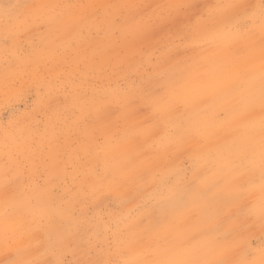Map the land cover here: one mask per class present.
<instances>
[{
	"label": "rangeland",
	"instance_id": "obj_1",
	"mask_svg": "<svg viewBox=\"0 0 264 264\" xmlns=\"http://www.w3.org/2000/svg\"><path fill=\"white\" fill-rule=\"evenodd\" d=\"M68 1L0 0V264H264L259 0Z\"/></svg>",
	"mask_w": 264,
	"mask_h": 264
},
{
	"label": "bare ground",
	"instance_id": "obj_2",
	"mask_svg": "<svg viewBox=\"0 0 264 264\" xmlns=\"http://www.w3.org/2000/svg\"><path fill=\"white\" fill-rule=\"evenodd\" d=\"M18 1H19V0H18ZM67 1H68V0H67ZM102 1H103V0H102ZM14 2H15V1H14ZM20 2H21V1H20ZM68 2H69V1H68ZM34 3H36V2H34ZM0 4H2V3H0ZM12 4H13V3H12ZM37 4H38V3H37ZM37 4H35V5H37ZM149 5H150V4H149ZM152 5H153V4H152ZM38 6H40V5H38ZM48 7H49V6H48ZM53 7H54V6H53ZM101 7H102V5H101ZM105 7H106V6H105ZM32 8H33V7H32ZM98 8H99V7H98ZM47 9H48V8H47ZM92 11H93V10H92ZM11 12H12V11H11ZM74 12H75V11H74ZM75 13H77V11H76ZM5 14H6V13H5ZM87 14H88V13H87ZM0 16H2V15H0ZM90 16H91V15H90ZM93 16H94V15H93ZM80 17H81V16H80ZM76 18H77V17H76ZM233 18H234V17H233ZM87 20H88V19H87ZM90 20H91V19H90ZM63 21H64V20H63ZM66 21H67V20H66ZM76 21H77V20H76ZM81 21H82V20H81ZM74 22H75V21H74ZM89 22H90V21H89ZM80 23H81V22H80ZM75 25H76V24H75ZM61 26H62V25H61ZM80 26H81V25H80ZM75 27H76V26H75ZM221 27H222V25H221ZM79 28H80V27H79ZM33 29H34V28H33ZM33 29H32V30H33ZM69 29H70V28H69ZM183 29H184V28H183ZM259 30H260V28H259ZM70 31H72V30L70 29ZM259 35H260V34H259ZM262 35L264 36V33H263ZM72 36H73V35H72ZM260 36H261V35H260ZM237 38H238V37H237ZM61 39H62V38H61ZM242 40H243V39H242ZM94 41H95V40H94ZM221 41H222V40H221ZM240 42H241V41H240ZM216 44H217V43H216ZM242 44H243V43H242ZM238 45H239V44H238ZM218 46H219V45H218ZM49 47H50V45H49ZM223 47H224V46H223ZM235 47H236V46H235ZM217 49H218V48H217ZM223 50H224V49H223ZM52 51H53V50H52ZM221 54H222V53H221ZM51 55H52V54H51ZM136 57H137V56H136ZM243 58H244V57H243ZM246 58H247V57H246ZM240 61H241V60H240ZM242 61H243V60H242ZM250 61H251V60H250ZM242 63H243V62H242ZM248 63H249V62H248ZM257 63H258V62H257ZM242 65H243V64H242ZM246 65H247V64H246ZM246 65H245V66H246ZM249 65H250V64H249ZM204 67H205V66H204ZM162 68H163V67H162ZM202 68H203V67H202ZM213 70H214V69H213ZM198 71H199V70H198ZM201 71H203V70H201ZM205 71H206V70H205ZM207 71H208V70H207ZM214 71H215V70H214ZM197 74H198V73H197ZM204 74H205V72L203 73V75H204ZM234 75H235V74H234ZM255 76H256V75L252 76V78H254ZM190 77H191V76H190ZM190 77H186V78H190ZM203 77H205V76H203ZM233 77H234V76H233ZM152 78H153V77H152ZM154 78H155V77H154ZM212 78H213V77H212ZM230 78H231V77H230ZM155 79H157V77H156ZM226 79H227V78H226ZM228 79H229V78H228ZM186 80H187V79H185V81H186ZM188 80H189V79H188ZM231 80H232V79H231ZM231 80L229 79L230 82H231ZM155 81H157V80H155ZM226 81L228 82V80H226ZM151 82H152V81H151ZM230 82H229V83H230ZM232 82H234V81H232ZM152 83H155V82H152ZM146 84H147V83H146ZM224 84H225V83H224ZM233 84H234V83H233ZM156 85H157V83H156ZM156 85H155V86H156ZM186 85H187V84H186ZM230 85H231V84H230ZM235 85H236V84H235ZM153 86H154V85H153ZM192 86H193V85H192ZM261 86H262V83H261V84H260V83H257V85L254 84V85L252 86V88H253L254 91H252V92H259ZM142 88H143V86H142ZM149 89H150V88H149ZM157 89H158V88H157ZM230 89H231V88H230ZM134 90L136 91V89H134ZM137 90H138V89H137ZM143 90H144V89H143ZM147 90H148V88H147ZM95 91H96V90H95ZM100 91H101V90H100ZM104 91H105V89H104ZM108 91H109V90H108ZM140 91H141V90H140ZM149 91H150V90H149ZM153 91H154V89H153ZM153 91H152V92H153ZM155 91H156V90H155ZM93 92H94V91H93ZM121 92H122V91H121ZM125 92H127V91H125ZM150 92H151V91H150ZM160 92H161V91H160ZM94 93H95V92H94ZM94 93H93V94H94ZM109 93H110V92H109ZM135 93H136V92H135ZM234 93H235V92H234ZM234 93H233V94H234ZM114 94H116V93H114ZM117 94H118V93H117ZM119 94H120V93H119ZM124 94H125V93H124ZM129 94H131V92H130ZM139 94H140V93H139ZM141 94H142V93H141ZM186 94H187V93H186ZM208 94H209V93H208ZM215 94H216V93H215ZM215 94H214V95H215ZM101 95H103V94H100V96H101ZM108 95H109V94H108ZM127 95H128V94H127ZM132 95H133V92H132ZM135 95H138V94H135ZM201 95H202V94H201ZM214 95H213V96H214ZM218 95H219V94H218ZM240 95H241V94L239 93V96H240ZM80 96H81V95H80ZM80 96H78V97H80ZM87 96H88V95H87ZM94 96H95V94H94ZM98 96H99V95H98ZM117 96H118V95H117ZM117 96H116V98H117ZM128 96H130V95H128ZM128 96H127V97H128ZM138 96H139V95H138ZM211 96H212V95H211ZM215 96H216V95H215ZM71 97H73V95H72ZM88 97H89V96H88ZM106 97H107V96H106ZM106 97H104V98H106ZM110 97H111V96H110ZM112 97H114V95H113ZM112 97H111V98H112ZM125 97H126V95H125ZM127 97H126V98H127ZM130 97H132V96H130ZM230 97H231V96H230ZM90 98H91V97H90ZM99 98H100V97L93 98V99H99ZM107 98H108V97H107ZM111 98H110V99H111ZM126 98H125V99H126ZM139 98H140V97H139ZM212 98H213V97H212ZM110 99H109V101H110ZM125 99H124V100H125ZM131 99H133V98H131ZM137 99H138V98H137ZM199 99H200V98H199ZM199 99H198V100H199ZM203 99H204V98H203ZM77 100H78V98H77ZM85 100H86V99H85ZM88 100H89V99H88ZM112 100H113V99H112ZM118 100H119V99H118ZM126 100H127V99H126ZM141 100H142V99H141ZM164 100H165V99H164ZM209 100H211V99H209ZM209 100H208V103H209ZM212 100H213V99H212ZM75 101H76V99H75ZM109 101H108V102H109ZM130 101H131V100H130ZM142 101H143V100H142ZM67 102H68V100H67ZM139 102H141V101L139 100ZM235 102H236V101H235ZM235 102H234V103H235ZM255 102H256V101H255ZM88 103H89V102H88ZM112 103H113V101H112ZM119 103H120V102H119ZM121 103H122V102H121ZM127 103H128V101H127ZM200 103H201V102H200ZM204 103H205V102H204ZM208 103H207V104H208ZM69 104H70V103H69ZM69 104H68V105H69ZM82 104H83V103H82ZM91 104H92V103H91ZM93 104H94V103H93ZM107 104H108V103H107ZM117 104H118V103H117ZM130 104H131V103H130ZM144 104H145V103H144ZM147 104H148V103H147ZM232 104H233V103H232ZM238 104H239V103H238ZM241 104H242V103H241ZM52 105H53V104H52ZM76 105H77V102H76ZM85 105H86V102H85ZM98 105H99V104H98ZM111 105H112V104H111ZM140 105H141V104H140ZM234 105H235V104H234ZM239 105H240V104H239ZM90 106H91V105H90ZM92 106H93V105H92ZM100 106L102 107V104H101ZM107 106H108V105H107ZM142 106H143V104H142ZM244 106H245V105H244ZM250 106H251V105H250ZM45 107H46V106H45ZM53 107H54V106H53ZM73 107H74V106H73ZM79 107H80V106H79ZM98 107H99V106H98ZM110 107H111V106H109V108H110ZM151 107H152V106H151ZM233 107H234V106H233ZM235 107H236V106H235ZM248 107H249V106H248ZM258 107H259V106H258ZM51 108H52V107H51ZM239 108H240V107H239ZM46 109H47V108H46ZM56 109H57V108H56ZM74 109H75V108H74ZM74 109H73V110H74ZM85 109H87V108H85ZM98 109H99V108H98ZM51 110H52V109H51ZM87 110H88V109H87ZM101 110H102V108H101ZM108 110H109V109H107V111H108ZM176 110H177V109H176ZM180 110H181V109H180ZM47 111H50V110L47 109ZM74 111H75V110H74ZM90 111H91V110H90ZM90 111H88V113H89ZM96 111H97V109H96ZM103 111H105V109H104ZM123 111H124V110H123ZM132 111H133V110H132ZM243 111H245V110H243ZM50 112H51V111H50ZM124 112H126V111H124ZM95 113H96V112H95ZM97 113H98V112H97ZM97 113H96V114H97ZM102 113H103V112H101V114H102ZM109 113H110V110H109ZM111 113H112V112H111ZM132 113H133V112H132ZM132 113H131V114H132ZM255 113H256V112H255ZM126 114H127V113H126ZM126 114H125V115H126ZM50 115H51V113H50ZM59 115H60V114H59ZM98 115H99V113H98ZM156 115H157V114H156ZM219 115H220V114H219ZM91 116H92V115H91ZM101 116H102V115H101ZM126 116H127V115H126ZM257 116H258V115H257ZM261 116H262V115H261ZM150 117H151V116H150ZM150 117H148V118H150ZM53 118H54V117H53ZM53 118H52V119H53ZM93 118H94V116H93ZM109 118H111V115H110ZM153 118H154V117H153ZM101 119H102V118H101ZM107 119H108V117H107ZM112 119H115V118L113 117ZM49 120H50V119H49ZM98 120H100V119H98ZM102 120H103V119H102ZM102 120H101V121H102ZM105 120H106V119H105ZM105 120H104V121H105ZM133 120H134V119H133ZM136 120H137V118H136ZM138 120H139V119H138ZM152 120H153V119H152ZM156 120H157V119H156ZM159 120H160V119H159ZM47 121H48V120H47ZM50 121H51V120H50ZM55 121H56V119H55ZM90 121H91V120H90ZM118 121H119V120H118ZM53 122H54V121H53ZM53 122H51V123L53 124ZM56 122H57V121H56ZM108 122H109V121H108ZM149 122H151V120H150ZM161 122H162V121H161ZM261 122H262V121H261ZM48 123H49V121H48ZM54 123H55V122H54ZM98 123H99V121H98ZM98 123H97V125H98ZM105 123H106V122H105ZM134 123H135V121H134ZM61 124H62V123H61ZM93 124H94V123H93ZM159 124H160V123H159ZM54 125H55V124H54ZM56 125H57V124H56ZM58 125H60V124L58 123ZM94 125H95V124H94ZM99 125H100V124H99ZM101 125H102V124H101ZM110 125H111V124H110ZM110 125H107V126H110ZM112 125H115V124L113 123V121H112ZM154 125H155V123H154ZM164 125H165V124H164ZM164 125H163V126H164ZM60 126H61V125H60ZM62 126H63V125H62ZM160 126H161V125H160ZM163 126H162V127H163ZM53 127H54V126H53ZM63 127H64V126H63ZM95 127H96V126H95ZM101 127H102V126H100V128H101ZM112 127H113V126H112ZM89 128H90V127H89ZM98 128H99V127H98ZM98 128H97V129H98ZM110 128H111V127H110ZM113 128H114V127H113ZM119 128H121V127H119ZM153 128H154V127H153ZM21 129H22V128H21ZM107 129H108V128H107ZM122 129H123V128H122ZM56 130H57V129H56ZM193 130H194V129H193ZM210 130H211V128H210ZM239 130H240V129H239ZM23 131H24V133L26 132V130H23ZM164 131H165V130H164ZM234 131H235V130H234ZM241 131H242V130H241ZM41 132H42V131H41ZM44 132H45V131H44ZM64 132H65V131H64ZM87 132H88V131H87ZM90 132H91V131H90ZM90 132H89V133H90ZM0 133H1V132H0ZM38 133H40V132H38ZM42 133H43V132H42ZM82 133H83V132H82ZM85 133H86V132H84V134H85ZM111 133H112V132H111ZM111 133H110V134H111ZM117 133H118V132H117ZM163 133H164V132H163ZM163 133H161V134H163ZM192 133H193V131H192ZM196 133H197V132H196ZM233 133H234V132H233ZM238 133H242V132H238ZM238 133H236V134H238ZM30 134H31V133H30ZM32 134H33V133H32ZM60 134H62V133H60ZM93 134H94V133H93ZM157 134L159 135V132H158ZM231 134H232V133H231ZM236 134H235V135H236ZM47 135H48V134H47ZM87 135H88V134H87ZM116 135H117V134H116ZM119 135H120V134H119ZM151 135H152V134H151ZM191 135H192V134H191ZM220 135H221V134H220ZM235 135H234V136H235ZM2 136H3V135H2ZM2 136H0V138H1ZM24 136H25V135H24ZM90 136H92V134H91ZM120 136H121V135H120ZM120 136H119V137H120ZM138 136H139V135H138ZM192 136H193V135H192ZM31 137H32V136H31ZM52 137H53V136H52ZM85 137H86V136H85ZM114 137H115V136H114ZM116 137H117V136H116ZM121 137H122V136H121ZM145 137H146V136H145ZM153 137H154V136H153ZM153 137H152V138H153ZM231 137H232V136H231ZM4 138H5V136H4ZM4 138H3V140H4ZM90 138H91V137H90ZM93 138H94V137H93ZM95 138H96V137H95ZM112 138H113V137H112ZM142 138H144V137H142ZM189 138H190V137H189ZM1 139H2V138H1ZM26 139H27V138H26ZM121 139H122V138H121ZM148 139H149V137H148ZM150 139H151V138H150ZM194 139H195V136H194ZM226 139H227V138H226ZM34 140H35V139H34ZM36 140H37V139H36ZM117 140H118V139H117ZM130 140H131V139H130ZM144 140H145V139H144ZM154 140H155V139H153V142H154ZM145 141H147V140H145ZM150 141H151V140H150ZM189 141H190V139H189ZM6 142H7V141H6ZM55 142H56V140H55ZM88 142H89V140H88ZM88 142H87V144H88ZM96 142H97V140H96ZM137 142H138V141H137ZM0 143H1V146H3V145H2V140H1ZM3 143H4V141H3ZM27 143H28V141H27ZM97 143H98V142H97ZM139 143H140V141H139ZM193 143H194V141H193ZM227 143H228V142H227ZM50 144H51V142H50ZM151 144H152V143H151ZM155 144H156V143H155ZM176 144H177V143H176ZM95 145H96V144H95ZM97 145H98V144H97ZM149 145H150V144H149ZM171 145H172V144H171ZM34 146H35V145H34ZM87 146H88V145H87ZM142 146H144V145H142ZM150 146H151V145H150ZM6 147H7V146H6ZM90 147H92V146H90ZM94 147H95V146H94ZM154 147H155V145H154ZM258 147H259V146H258ZM139 148H140V147H139ZM145 148H146V146H145ZM151 148H152V147H151ZM162 148H163V147H162ZM192 148H193V147H192ZM256 148H257V147H256ZM54 149H55V148H54ZM89 149H90V148H89ZM91 149H92V148H91ZM153 149H154V148H153ZM170 149H171V148H170ZM252 149H253V148H252ZM257 149H258V148H257ZM5 150H6V149H5ZM26 150H27V149H26ZM146 150H147V149H146ZM158 150H159V149H158ZM168 150H169V149H168ZM173 150H174V149H173ZM184 150H185V149H184ZM190 150H191V149H190ZM192 150H193V149H192ZM90 151H91V150H90ZM154 151H155V150H154ZM152 152H153V151H152ZM164 152H165V151H164ZM89 153H90V152H89ZM153 153L155 154L156 152H153ZM153 153H152V154H153ZM170 153H171V152H170ZM233 153H234V152H233ZM2 154H3V153H2ZM157 154H158V153H157ZM168 154H169V153H168ZM176 154H177V153H176ZM222 154H223V153H222ZM0 155H1V154H0ZM92 155H93V153H92ZM95 155H96V154H95ZM97 156H98V158H99L98 153H97ZM156 156H157V155H156ZM158 156H159V155H158ZM239 156H240V155H239ZM5 157H6V155H5ZM88 157H89V156H88ZM90 157H91V154H90ZM169 157H170V155H169ZM171 157H173L172 154H171ZM100 158H101V157H100ZM153 158H154V157H153ZM163 158H164V157H163ZM175 158H176V156H175ZM175 158H174V160H175ZM91 159L93 160L92 157H91ZM95 159H96V158H95ZM10 160H11V159H10ZM89 160H90V159H89ZM157 160H158V159H157ZM8 161H9V160H8ZM160 161H161V160H160ZM168 161H169V160H168ZM191 161H192V160H191ZM90 162H92V161L90 160ZM158 162H159V161H158ZM210 162H211V161H210ZM217 162H218V161H217ZM247 162H248V161H247ZM247 162H245V163H247ZM53 163H54V161H53ZM93 163H94V162H93ZM98 163H100V161H99ZM98 163H97V165H98ZM160 163H161V162H160ZM164 163H165V162H164ZM164 163H163V166L165 165ZM197 163H198V162H197ZM224 163H225V162H224ZM193 164H194V163H193ZM201 164H202V163H201ZM215 164H216V163H215ZM243 164H244V163H243ZM95 165H96V164H95ZM100 165H101V164H100ZM177 165H178V164H177ZM205 165H206V164H205ZM209 165H210V164H209ZM2 166H3V165H2ZM2 166H1V167H2ZM157 166H158V165H157ZM207 166H208V164H207ZM214 166H215V165H214ZM230 166H231V165H230ZM198 167H199V166H198ZM198 167H197V169H198ZM203 167H205V166H203ZM211 167H212V166H211ZM217 167H218V166H217ZM220 167H221V166H220ZM223 167H224V166H223ZM223 167H222V168H223ZM248 167H249V165H248ZM157 168L159 169V167H157ZM200 168H201V167H200ZM215 168H216V167H215ZM225 168H226V166H225ZM240 168H241V167H240ZM242 168H243V167H242ZM246 168H247V167H246ZM2 169H3V168H2ZM93 169H94V168H93ZM154 169H155V167H154ZM208 169H209V168H208ZM238 169H239V167H238ZM247 169H248V168H247ZM94 170H95V169H94ZM100 170H101V169H100ZM199 170H200V169H199ZM244 170H245V168H244ZM3 171H4V170H3ZM7 171H8V170H7ZM84 171H85V170H84ZM96 171H98V168L96 169ZM103 171H104V170H103ZM109 171H110V170H107V169L105 168V173L109 174ZM157 171H158V170H157ZM194 171L196 172V170H194ZM200 171H201V170H200ZM205 171H206V170H205ZM233 171H234V169H233ZM233 171H232V172H233ZM242 171H243V170H242ZM242 171H241V172H242ZM152 172H153V171H152ZM154 172H155V170H154ZM230 172H231V171H230ZM234 172H235V171H234ZM236 172H237V171H236ZM248 172H249V171H248ZM13 173H14V172H13ZM83 173H84V172H83ZM148 173H149V172H148ZM210 173H211V172H210ZM213 173H214V172H213ZM215 173H216V172H215ZM215 173H214V174H215ZM255 173H256V172H255ZM11 174H12V173H11ZM103 174H104V173H103ZM233 174H234V173H233ZM12 175H13V174H12ZM84 175H85V173H84ZM89 175H90V174H89ZM95 175H96V174H95ZM148 175H149V174H148ZM190 175H191V174H190ZM193 175H194V174H193ZM217 175H218V174H217ZM217 175H216V176H217ZM220 175H221V174H220ZM246 176H247V175H246ZM99 177H100V176H99ZM195 177H196V176H195ZM199 177H200V176H199ZM202 177H203V176H202ZM202 177H201V180H202ZM222 177H223V176H222ZM244 177H245V176H244ZM14 178H15V177H14ZM97 178H98V177H97ZM203 178H204V177H203ZM229 178H230V177H229ZM245 178H246V177H245ZM251 178H252V177H251ZM12 179H13V178H12ZM16 179H17V177H16ZM88 179H89V178H88ZM190 179H191V178H190ZM222 179H223V178H222ZM227 179H228V178H227ZM249 179H250V178H249ZM261 179H262V178H261ZM263 179H264V178H263ZM9 180H10V179H9ZM81 180H83V178H82ZM97 180H98V179H97ZM97 180H95V181H97ZM195 180H196V179H195ZM198 180H199V179H198ZM244 180H245V179H244ZM84 181H85V180H84ZM98 181H100V180H98ZM220 181H221V183H222V180H219V182H220ZM256 181H257V180H256ZM263 181H264V180H263ZM14 182H15V181H14ZM17 182H18V180H17ZM90 182H91V181H90ZM158 182H159V181H158ZM260 182H261V181H260ZM11 183H12V182H10V185H11ZM95 183H96V182H95ZM97 183H99V182H97ZM187 183H188V182H187ZM206 183H207V182H206ZM206 183H205V184H206ZM226 183H227V181H226ZM248 183H249V182H248ZM261 183H262V182H261ZM18 184H19V182H18ZM18 184H17V185H18ZM89 184H90V183H89ZM157 184H158V183H157ZM191 184L193 185V183H191ZM200 184H201V183H200ZM202 184H204V183H202ZM202 184H201V185H202ZM86 185H87V184H86ZM86 185H84V186H86ZM146 185H147V184H146ZM194 185H195V184H194ZM218 185H219V184H218ZM223 185H224V184H223ZM241 185H242V184H241ZM262 185H263V184H262ZM0 186H1V184H0ZM46 186H48V185H46ZM125 186H126V185H125ZM189 186H190V185H189ZM195 187H198V186L196 185ZM195 187H194V188H195ZM252 187H253V186H252ZM256 187H257V186H256ZM262 187H263V186H262ZM2 188H3V187H2ZM2 188H1V190H0L1 192L4 190V188H3V190H2ZM44 188H45V187H44ZM48 188H49V187H48ZM82 188H83V187H82ZM104 188H105V187H104ZM106 188H107V187H106ZM191 188H193V187H191ZM201 188L203 189V187H201ZM210 188H211V187H210ZM241 188H242V187H241ZM245 188H246V187H245ZM9 189H10V187H9ZM13 189H14V188H13ZM20 189H21V188H20ZM197 189H198V188H197ZM205 189H206V188H205ZM207 189H208V188H207ZM252 189H253V188H252ZM252 189H251V190H252ZM255 189H256V188H255ZM46 190H47V188H46ZM48 190H49V189H48ZM48 190H47V191H48ZM85 190H86V189H85ZM101 190H102V189H101ZM162 190H163V189H162ZM187 190H189V189L187 188ZM209 190H210V189H209ZM240 190L242 191V189H240ZM17 191H18V189H17ZM61 191H62V190H61ZM63 191H65V190H63ZM73 191H74V190H73ZM76 191H77V190H76ZM76 191H75V192H76ZM87 191H88V190H87ZM99 191H100V190H99ZM119 191H120V190H119ZM202 191H204V190H202ZM252 191H253V190H252ZM258 191H259V190H258ZM65 192H66V191H65ZM71 192H72V191H71ZM71 192H70V193H71ZM85 192H86V191H85ZM183 192H184V190H183ZM186 192H187V191H186ZM188 192H190V191H188ZM196 192H197V191H196ZM198 192H199V191H198ZM207 192H208V191H207ZM210 192H211V191H210ZM218 192H219V191H218ZM249 192H250V191H249ZM66 193H68V195H69V192H66ZM81 193H82V192H81ZM88 193H89V192H88ZM127 193H128V191H127ZM157 193H158V192H157ZM184 193H185V192H184ZM203 193H204V192H203ZM22 194H23V193H22ZM24 194H25V193H24ZM85 194H86V193H85ZM96 194H97V192H96ZM101 194H102V193H101ZM111 194H114V192L111 193ZM111 194H110V195H111ZM130 194H131V193H130ZM187 194H188V193H187ZM191 194H192V193H191ZM195 194H196V193H195ZM195 194H193V195H195ZM221 194H222V193H221V191H220L219 195H221ZM231 194H232V193H231ZM57 195H58V194H57ZM83 195H84V194H83ZM102 195H103V194H102ZM110 195H109V196H110ZM201 195H202V193H201ZM242 195H243V194H242ZM6 196H7V195H6ZM63 196H66V195H63ZM73 196H75V195H73ZM79 196H80V194H79ZM79 196H78V197H79ZM116 196H117V195H116ZM252 196H253V195H252ZM14 197H15V196H14ZM78 197H77V198H78ZM105 197H106V196H105ZM124 197H125V196H124ZM254 197H255V196H254ZM0 198H2V196H0ZM3 198H4V197H3ZM5 198H6V197H5ZM9 198H10V197H9ZM67 198H68V197H67ZM72 198H73V197H72ZM77 198H76V196H75V199H77ZM99 198H100V197H99ZM101 198H102V197H101ZM219 198H220V197H219ZM256 198H258V197H256ZM12 199H13V198H12ZM14 199H15V198H14ZM79 199H80V198H79ZM93 199H94V198H93ZM97 199H98V198H97ZM124 199H125V198H124ZM129 199H130V198H129ZM136 199H137V198H136ZM203 199H204V198H203ZM203 199H202V200H203ZM224 199H225V197H224ZM234 199H235V198H234ZM258 199H259V198H258ZM7 200H9V199L7 198ZM15 200H16V199H15ZM81 200H82V199H80V201H81ZM95 200H96V199H95ZM164 200H165V199H164ZM197 200H198V199H197ZM202 200H201V201H202ZM225 200H226V199H225ZM243 200H244V199H243ZM255 200H256V199H255ZM263 200H264V199H263ZM20 201H22V200H20ZM83 201H84V200H83ZM92 201H93V200H92ZM99 201H100V200H99ZM138 201H139V200H138ZM168 201H169V200H168ZM215 201H216V200H215ZM234 201H235V200H234ZM261 201H262V200H260V202H261ZM0 202H1V200H0ZM81 202H82V201H81ZM85 202H87V201H85ZM103 202H104V201H103ZM131 202H132V201H131ZM135 202H136V201H135ZM163 202H164V201H163ZM163 202H162V203H163ZM232 202H233V201H232ZM240 202H241V201H240ZM253 202H254V201H253ZM257 202H258V201H257ZM20 203H21V202H20ZM182 203H183V202H182ZM222 203H223V202H222ZM79 204H80V203H79ZM79 204H78V205H79ZM82 204H83V203H82ZM82 204H81V205H82ZM101 204H102V203H101ZM101 204H100V205H101ZM135 204H136V203H135ZM220 204H221V203H220ZM224 204H225V203H224ZM0 205H2V203H0ZM162 205H163V204H162ZM218 205H219V204H218ZM225 205H227V204H225ZM235 205H236V204H235ZM252 205H253V204H252ZM260 205H261V204H260ZM263 205H264V204H263ZM24 206H25V205H24ZM28 206H29V205H28ZM95 206H96V205H95ZM98 206H99V205H98ZM132 206H134V205H132ZM198 206H199V205H198ZM18 207H19V206H18ZM81 207H83V206H81ZM91 207H92V206H91ZM96 207H97V206H96ZM162 207H163V206H162ZM199 207H200V206H199ZM219 207H221V206H219ZM224 207H225V206H224ZM233 207H234V205H233ZM245 207H246V206H245ZM0 208H2V207H0ZM127 208H128V207H127ZM129 208H130V207H129ZM134 208H135V207H134ZM222 208H223V207H222ZM8 209H9V208H8ZM94 209H95V208H94ZM138 209H139V208H138ZM159 209H160V208H159ZM198 209H199V208H198ZM210 209H211V208H210ZM224 209H225V208H224ZM240 209H241V208H240ZM6 210H7V209H6ZM130 210H131V209H130ZM161 210H162V209H161ZM225 210H226V209H225ZM162 211H163V210H162ZM190 212H191V211H190ZM226 212H227V211H226ZM234 212H236V211H234ZM44 213H45V212H44ZM91 213H92V212H91ZM127 213H128V210H127ZM156 213H158V212H156ZM166 213H167V210H166ZM198 213H199V212H198ZM217 213H218V212H217ZM253 213H254V212H253ZM226 214H227V213H226ZM150 215H151V214H150ZM157 215H158V214H157ZM166 215H167V214H166ZM166 215H165V216H166ZM196 215H197V214H196ZM43 216H45V215H43ZM152 216H153V214H152ZM12 217H13V216H12ZM12 217H11V220H12ZM15 217H16V216H15ZM25 217H26V216H25ZM134 217H135V216H134ZM159 217H160V215H159ZM192 217H194V216H192ZM13 218H14V217H13ZM45 218H46V217H45ZM205 218H206V217H205ZM220 218H221V217H220ZM224 218H225V217H224ZM89 219H90V218H89ZM126 219H128V217H127ZM146 219H147V218H146ZM201 219H203V218H201ZM207 219H208V218H207ZM250 219H251V218H250ZM11 220H9V221H11ZM147 220H148V219H147ZM156 220H157V219H156ZM168 220H169V219H168ZM13 221H14V220H12V222H13ZM17 221H20V220H18V218H17ZM157 221H158V220H157ZM174 221H175V220H174ZM185 221H186V220H185ZM193 221H194V220H193ZM89 222H90V221H89ZM94 222H95V221H94ZM145 222H146V221H145ZM153 222H154V221H153ZM168 222H169V221H168ZM259 222H260V221H259ZM33 223H34V222H33ZM78 223H81V222H78ZM84 223H85V222H84ZM162 223H163V222H162ZM170 223H171V222H170ZM190 223H191V222H190ZM16 224H18V223H16ZM61 224H62V223H61ZM86 224H87V222H86ZM143 224H144V223H143ZM146 224H147V223H146ZM186 224H188V223H186ZM50 225H51V223H50ZM52 225H53V224H52ZM63 225H64V223H63ZM76 225H77V224H76ZM82 225H83V224H82ZM133 225H134V224H133ZM157 225L159 226V224H157ZM27 226H28V225H27ZM56 226H57V224H56ZM69 226H71V225H69ZM79 226H80V225H79ZM152 226H153V225H152ZM51 227H52V226H51ZM63 227H64V226H63ZM67 227H68V226H67ZM71 227H72V226H71ZM87 227H88V226H87ZM87 227H86V228H87ZM93 227H94V226H93ZM139 227H140V226H139ZM150 227H151V226H150ZM161 227H162V226H161ZM161 227H160V228H161ZM258 227H259V226H258ZM258 227H257V228H258ZM24 228H25V227H24ZM24 228H23V229H24ZM58 228H59V226H58ZM58 228H57V229H58ZM98 228H99V227H98ZM136 228H137V227H136ZM142 228H143V227H142ZM152 228H153V227H152ZM204 228H205V227H204ZM212 228H213V227H212ZM214 228H215V227H214ZM50 229H51V228H50ZM54 229H55V228H54ZM57 229H56V230H57ZM61 229H62V228H61ZM61 229H60V230H61ZM131 229H132V228H131ZM154 229H155V228H154ZM156 229H157V228H156ZM156 229H155V230H156ZM206 229H208V228H206ZM206 229H205V230H206ZM224 229H225V228H224ZM96 230H97V229H96ZM96 230H95V231H96ZM139 230H140V229H139ZM162 230H163V229H162ZM162 230H161V231H162ZM208 230L210 231V227H209ZM212 230H213V229H212ZM216 230H217V229H216ZM98 231H99V230H98ZM142 231H143V230H142ZM156 231H157V230H156ZM168 231H169V230H168ZM203 231H204V230H203ZM213 231H214V230H213ZM213 231H212V232H213ZM231 231H232V230H231ZM99 232H101V231H99ZM102 232H103V231H102ZM102 232H101V233H102ZM205 232H206V231H205ZM220 232H221V231H220ZM132 233H133V231H132ZM155 233H156V232H155ZM159 233H160V232H159ZM202 233H203V232H202ZM202 233H201V234H202ZM213 233H214V232H213ZM59 234H60V233H59ZM64 234H65V233H64ZM97 234H98V232H97ZM156 234H157V233H156ZM156 234H155V235H156ZM162 234H163V233H162ZM196 234H197V233H196ZM207 234H208V233H207ZM72 235H74V234H72ZM81 235H82V234H81ZM88 235H89V234H88ZM141 235H142V234H141ZM146 235H147V234H146ZM166 235H167V234H166ZM204 235H205V234H204ZM208 235H209V234H208ZM29 236H30V234H29ZM66 236H68V235H65V237H66ZM172 236H173V235H172ZM201 236H202V235H201ZM19 237H20V236H19ZM30 237H31V236H30ZM61 237H62V236H61ZM65 237H64V238H65ZM69 237H72V236L70 235ZM164 237H165V235H164ZM23 238H24V237H23ZM23 238H22V240H23ZM26 238H27V237H26ZM28 238H29V237H28ZM75 238H76V237H75ZM89 238H90V237H89ZM154 238H155V236H154ZM158 238H160V237L158 236ZM193 238H194V237H193ZM210 238H211V237H210ZM29 239H30V238H29ZM29 239H28V240H29ZM61 239H62V238H61ZM97 239H98V237H97ZM168 239H169V238H168ZM64 240H65V239H64ZM66 240H67V239H66ZM68 240H69V239H68ZM76 240H77V239H76ZM100 240H102V237H101ZM157 240H158V239H157ZM171 240H173V239H171ZM171 240H170V242H171ZM188 240H189V238H188ZM214 240H215V239H214ZM26 241H27V240H26ZM70 241H71V240H70ZM77 241H78V240H77ZM79 242H80V241H79ZM156 242H158V241H156ZM168 242H169V241H168ZM25 243H26V242H25ZM31 243H32V242H31ZM31 243H29V244H31ZM76 243H77V242H76ZM102 243H103V242H102ZM128 243H130V242H128ZM160 243H161V242H160ZM185 243H186V242H185ZM188 243H189V242H188ZM21 244H22V242H21ZM162 244H163V243H162ZM176 244H177V243H176ZM67 245H69V244H67ZM75 245H76V244H75ZM178 245H179V244H178ZM206 245H207V244H206ZM69 246H70V245H69ZM78 246H79V245H78ZM155 246H156V245H155ZM246 246H247V245H246ZM246 246H245V247H246ZM67 247H68V246H67ZM86 247H87V246H86ZM125 247H126V246H125ZM164 247H165V246H164ZM167 247H168V246H167ZM68 249H69V248H68ZM199 249H200V248H199ZM240 249H242V248H240ZM87 250H88V249H87ZM131 250H132V249H131ZM138 250H139V249H138ZM153 250H154V249H153ZM202 250H203V249H202ZM157 252H158V251H157ZM248 252H249V251H248ZM157 254H159V253H157ZM81 255H82V253H81ZM84 255H85V254H84ZM252 255H253V254H252ZM106 256H107V255H106ZM123 256H124V255H123ZM139 256H140V255H139ZM166 256H167V255H166ZM190 256H191V255H190ZM190 256H189V257H190ZM249 256H250V255H249ZM103 257H104V256H103ZM142 257H143V256H142ZM234 258H235V256H234ZM144 260H145V259H144ZM164 261H165V260H164ZM237 261H238V260H237ZM122 262H123V261H122ZM124 262H125V261H124ZM128 262H129V261H128ZM190 262H191V261H190ZM143 263H144V262H143ZM162 264H163V263H162ZM251 264H252V263H251Z\"/></svg>",
	"mask_w": 264,
	"mask_h": 264
},
{
	"label": "snow or ice",
	"instance_id": "obj_3",
	"mask_svg": "<svg viewBox=\"0 0 264 264\" xmlns=\"http://www.w3.org/2000/svg\"><path fill=\"white\" fill-rule=\"evenodd\" d=\"M9 7L10 6H5L6 9ZM215 7H227V8L235 9L239 6L235 4H229V5H218ZM253 8H254V11L248 13L245 17L243 18L238 17L237 22H239L240 19H243L245 21L255 20L258 15L261 28L264 29V0H259V3L257 5H254ZM243 27L246 28L247 24L245 23ZM261 105L262 107H264V87H262ZM262 135H264V127H262ZM260 166H261L262 173H264V139H262ZM262 178H264V176H262ZM179 264H192V262H179Z\"/></svg>",
	"mask_w": 264,
	"mask_h": 264
}]
</instances>
